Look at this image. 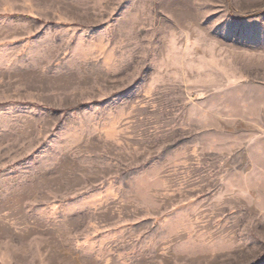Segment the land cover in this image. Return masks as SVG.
<instances>
[{
  "label": "rangeland",
  "instance_id": "obj_1",
  "mask_svg": "<svg viewBox=\"0 0 264 264\" xmlns=\"http://www.w3.org/2000/svg\"><path fill=\"white\" fill-rule=\"evenodd\" d=\"M0 264H264V0H0Z\"/></svg>",
  "mask_w": 264,
  "mask_h": 264
}]
</instances>
